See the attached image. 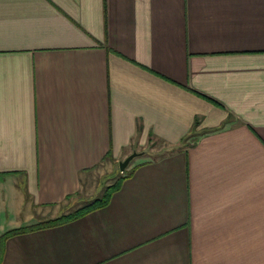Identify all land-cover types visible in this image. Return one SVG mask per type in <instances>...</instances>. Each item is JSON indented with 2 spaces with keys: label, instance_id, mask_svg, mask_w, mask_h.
Wrapping results in <instances>:
<instances>
[{
  "label": "crops",
  "instance_id": "0c3cea01",
  "mask_svg": "<svg viewBox=\"0 0 264 264\" xmlns=\"http://www.w3.org/2000/svg\"><path fill=\"white\" fill-rule=\"evenodd\" d=\"M135 150L108 205L0 264H264V0H0L7 225L102 196Z\"/></svg>",
  "mask_w": 264,
  "mask_h": 264
},
{
  "label": "trees",
  "instance_id": "16d2710c",
  "mask_svg": "<svg viewBox=\"0 0 264 264\" xmlns=\"http://www.w3.org/2000/svg\"><path fill=\"white\" fill-rule=\"evenodd\" d=\"M197 125H198V119L196 120L195 128L197 127ZM195 134H199V133H195ZM133 171H134V168L132 169L127 168L124 171V175H122L119 179H117L115 183L108 186L102 196L95 198L94 200H92L85 206L80 207L77 210H74L69 213H61L55 217L42 219L31 225L15 227V228L9 229L5 231L4 233H2L0 236V262L2 260V255L4 253L5 243L10 237L19 235L22 233H27V232L43 229V228L59 226L69 221L78 219L97 208L105 207L110 202L113 193L120 188L124 179L128 177V175H130Z\"/></svg>",
  "mask_w": 264,
  "mask_h": 264
},
{
  "label": "rangeland",
  "instance_id": "374dc122",
  "mask_svg": "<svg viewBox=\"0 0 264 264\" xmlns=\"http://www.w3.org/2000/svg\"><path fill=\"white\" fill-rule=\"evenodd\" d=\"M152 145V153L151 154H149V158H151V157H156V156H158V154H160V153H158V152H156L157 150H155V149H158V150H160V151H162V148H161V146L160 145H154L153 143L151 144ZM147 149H151V147H150V145H149V147L147 148ZM159 151V152H160ZM128 167H130V165L128 166ZM120 172H122L121 170H120V167L118 166L117 168H116V173L115 174H113V175H111L110 177H112V176H117V175H119L120 174ZM124 173V172H123ZM107 179V178H106ZM117 180L114 178V179H111V180H109V181H105V186H104V190H106L107 189V187L108 186H110V185H112L113 183H115ZM108 185V186H107ZM102 192L100 191V192H98V196L101 194ZM96 195V196H97ZM95 198V197H94ZM93 199V198H92ZM92 199H89V200H91L92 201ZM87 200L88 199H86V202H87ZM94 200V199H93ZM90 201V202H91ZM84 202L85 201H80L79 203H77V204H75V205H73V206H71V207H68L67 209H65L62 213H69L68 211L69 210H77V209H79L80 207H78L79 205H82V204H84ZM88 204V203H87ZM86 204H84L83 206H85ZM78 207V208H77ZM82 207V206H81ZM8 217H6V214L5 215H3V214H0V222H2L3 224H5V225H7L8 224ZM7 227V229L9 230V229H12V228H14V227H12V225H7L6 226ZM12 227V228H11ZM6 229V230H7Z\"/></svg>",
  "mask_w": 264,
  "mask_h": 264
},
{
  "label": "water",
  "instance_id": "95a60500",
  "mask_svg": "<svg viewBox=\"0 0 264 264\" xmlns=\"http://www.w3.org/2000/svg\"><path fill=\"white\" fill-rule=\"evenodd\" d=\"M139 155H141V152L135 150V151H133L132 153H130L125 159L121 160V161L119 162L120 170H121L122 172H124V171L128 168L130 162H131L135 157H137V156H139Z\"/></svg>",
  "mask_w": 264,
  "mask_h": 264
}]
</instances>
